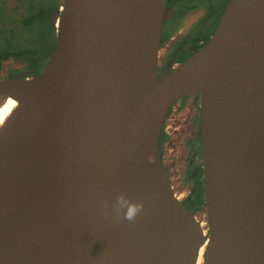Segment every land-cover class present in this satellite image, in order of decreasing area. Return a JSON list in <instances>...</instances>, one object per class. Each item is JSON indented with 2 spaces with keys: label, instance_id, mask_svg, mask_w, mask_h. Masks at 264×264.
I'll use <instances>...</instances> for the list:
<instances>
[{
  "label": "water",
  "instance_id": "obj_1",
  "mask_svg": "<svg viewBox=\"0 0 264 264\" xmlns=\"http://www.w3.org/2000/svg\"><path fill=\"white\" fill-rule=\"evenodd\" d=\"M168 0H65L46 67L0 81V264H264V0L158 74ZM199 94L208 228L161 161ZM2 106V104L0 105ZM144 207L124 219L117 199Z\"/></svg>",
  "mask_w": 264,
  "mask_h": 264
},
{
  "label": "flooded vegetation",
  "instance_id": "obj_2",
  "mask_svg": "<svg viewBox=\"0 0 264 264\" xmlns=\"http://www.w3.org/2000/svg\"><path fill=\"white\" fill-rule=\"evenodd\" d=\"M22 1L25 3V7L23 5L25 18L35 4L33 0ZM186 1L187 0H168L167 8L171 10V15L166 18L163 23L158 63L159 75L163 72L169 73L174 67L189 58L206 44L216 31L221 16L230 0H226V4L224 3L225 5L217 8L213 15H207L205 13V6H200L198 2L195 4H193V2L190 4L187 3L188 5H185ZM64 3L65 0H50V2L42 4L39 3L38 0L34 8L39 9L41 15H46L48 17L49 23L56 32V40V20L60 15ZM9 6L11 5H9L6 0H3V4L0 6L2 15L0 18H4L3 20L1 19L0 22V32L2 31V34L6 29L10 30L12 25L15 26L14 15L16 13L14 10L16 8L13 6L14 8L11 9ZM180 19H184L180 25L177 23L171 27L168 26L169 23L173 21H181ZM197 25L200 29L192 31ZM176 26L178 28L174 30ZM13 30L12 28V31ZM1 38H3V36H1ZM1 41L0 45L4 42L8 43L10 40L9 38H3ZM12 47L13 43L9 45L10 49H12ZM2 50L3 47L0 48V52ZM54 50L55 48L53 51ZM47 63L42 66L29 67V69L23 70V72L16 76L25 73H39L46 67ZM7 100L5 95H0V105L2 104L3 106ZM200 103V95L195 94L182 98L172 105L167 114L160 136V156L162 164L169 172L170 180L177 197L200 220L204 217L206 220L204 159L200 135Z\"/></svg>",
  "mask_w": 264,
  "mask_h": 264
},
{
  "label": "rangeland",
  "instance_id": "obj_3",
  "mask_svg": "<svg viewBox=\"0 0 264 264\" xmlns=\"http://www.w3.org/2000/svg\"><path fill=\"white\" fill-rule=\"evenodd\" d=\"M6 1L11 5L9 6L11 9L14 7L16 8L14 10L16 14L14 15L15 19L13 18L15 26L12 25L14 30L12 31L11 28V31L6 29L3 34L2 31L0 32V41L3 38H9V42L13 43L12 49L9 48V45H11L9 42H4L0 45V48L3 47V50L0 52V80L16 76L23 72V70L29 69V67L46 64L56 43V32L49 23L48 17L46 15H41L39 9H34L38 0H33L35 5L32 6V9L25 18L23 13L25 3L22 0ZM47 2H50V0H39V3L42 4ZM192 2L193 4L198 2L200 6H205V13L207 15H213L217 8L226 4V0H187L185 5ZM2 4L3 0H0V6H2ZM1 16L0 10V17ZM1 19L3 20L4 18H0V22ZM180 20L181 21H173L169 23L168 26L171 27L177 23L180 25L184 19ZM177 28L176 26L174 30ZM197 29H200L198 25L195 26L192 31ZM1 36H3V38H1ZM201 220L207 229V219L205 220L204 217Z\"/></svg>",
  "mask_w": 264,
  "mask_h": 264
},
{
  "label": "clouds",
  "instance_id": "obj_4",
  "mask_svg": "<svg viewBox=\"0 0 264 264\" xmlns=\"http://www.w3.org/2000/svg\"><path fill=\"white\" fill-rule=\"evenodd\" d=\"M117 205L123 209L126 207V212H124V219L129 221H134L137 215L141 212L144 205L143 203L131 202L124 195H120L117 199Z\"/></svg>",
  "mask_w": 264,
  "mask_h": 264
},
{
  "label": "bare ground",
  "instance_id": "obj_5",
  "mask_svg": "<svg viewBox=\"0 0 264 264\" xmlns=\"http://www.w3.org/2000/svg\"><path fill=\"white\" fill-rule=\"evenodd\" d=\"M16 104H17L16 100H14L13 98H8L5 104L0 107V126L5 122L8 116L14 110ZM205 252H206V245L201 248L198 264H204Z\"/></svg>",
  "mask_w": 264,
  "mask_h": 264
}]
</instances>
